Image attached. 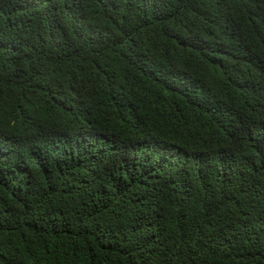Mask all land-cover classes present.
<instances>
[{
    "label": "trees",
    "instance_id": "trees-1",
    "mask_svg": "<svg viewBox=\"0 0 264 264\" xmlns=\"http://www.w3.org/2000/svg\"><path fill=\"white\" fill-rule=\"evenodd\" d=\"M0 264H264V0H0Z\"/></svg>",
    "mask_w": 264,
    "mask_h": 264
}]
</instances>
